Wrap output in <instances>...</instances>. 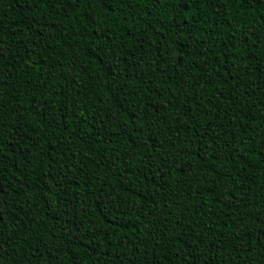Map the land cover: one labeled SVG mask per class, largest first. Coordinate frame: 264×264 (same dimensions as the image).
<instances>
[{
  "label": "trees",
  "instance_id": "1",
  "mask_svg": "<svg viewBox=\"0 0 264 264\" xmlns=\"http://www.w3.org/2000/svg\"><path fill=\"white\" fill-rule=\"evenodd\" d=\"M0 264H264V0H0Z\"/></svg>",
  "mask_w": 264,
  "mask_h": 264
}]
</instances>
